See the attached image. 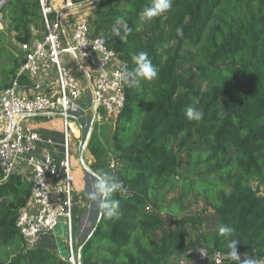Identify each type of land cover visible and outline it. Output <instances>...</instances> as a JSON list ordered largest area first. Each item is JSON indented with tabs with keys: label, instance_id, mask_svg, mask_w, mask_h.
I'll return each instance as SVG.
<instances>
[{
	"label": "trees",
	"instance_id": "1",
	"mask_svg": "<svg viewBox=\"0 0 264 264\" xmlns=\"http://www.w3.org/2000/svg\"><path fill=\"white\" fill-rule=\"evenodd\" d=\"M72 1L83 8L88 0ZM107 2L93 13L94 36L128 70L136 67L132 56L146 52L158 77L138 89L125 84L113 135L121 165L113 176L122 187L112 199L121 214H102L79 247L82 264H169L196 249L228 256L229 240L238 241V254L263 261L264 0H174L148 22L139 14L151 0H113L104 9ZM0 15L1 93L25 62L22 47L45 24L39 0H8ZM117 17L131 29L121 26L119 37L111 31ZM188 107L202 110L203 119L189 120ZM179 176L183 205L194 192L189 205L202 200L204 207L182 218L173 207L167 223L164 203ZM31 192L26 176L4 180L0 167V264H72L52 250L26 247L17 221ZM221 225L234 229L231 237L219 233Z\"/></svg>",
	"mask_w": 264,
	"mask_h": 264
},
{
	"label": "built area",
	"instance_id": "2",
	"mask_svg": "<svg viewBox=\"0 0 264 264\" xmlns=\"http://www.w3.org/2000/svg\"><path fill=\"white\" fill-rule=\"evenodd\" d=\"M7 1L0 0V13ZM39 3L45 24L43 37L33 38L22 47L25 62L12 86L0 93V167L4 180L19 173L32 186L30 201L17 221L28 249H35L44 236L54 233L61 224L68 227L70 236L73 234L77 178L72 148L82 144L79 137L74 141V129L78 130L74 117L86 111L82 99L88 96L87 103L96 114L95 125L105 117L118 116L126 103L125 84L116 75L125 64L101 38L91 34L88 11H82L84 7H77L72 0H66L59 8L54 0ZM74 16L77 19L71 21ZM77 62L92 77L97 101L91 87L88 93L72 71L70 65H78ZM21 78L29 84L20 85ZM24 86H31L36 94L29 98L21 95L19 90ZM56 116L63 124L61 155H56L52 140H44L29 123L39 117L51 121ZM41 145L44 148L39 152ZM118 166V161L111 164L112 169ZM186 255L188 260L181 259L180 264H236L221 252L196 249ZM238 255L243 264L245 255ZM71 259L75 260L73 248Z\"/></svg>",
	"mask_w": 264,
	"mask_h": 264
},
{
	"label": "rangeland",
	"instance_id": "3",
	"mask_svg": "<svg viewBox=\"0 0 264 264\" xmlns=\"http://www.w3.org/2000/svg\"><path fill=\"white\" fill-rule=\"evenodd\" d=\"M90 4H93L92 0L87 1V6ZM113 5V0H108V2L103 6L104 9H108ZM98 8V7H97ZM94 8L92 10H89L87 12L88 14V20L90 25V31L92 35H96V31L98 29V26L95 24V19L93 16V13L95 11ZM71 27L68 28V31L70 32ZM10 47L13 51H15L16 55L20 51L19 46L16 44V42L13 41L12 36L9 37ZM72 71L78 76L82 86L86 88V91L89 93L90 91V81L88 72L86 69H82L81 66L71 64ZM88 97V96H85ZM82 99V104H86V111L83 114L78 115V117H74L76 121V125L78 127L74 129L76 131V135L79 136L80 141H82V144H80L78 147L76 146L73 151L72 156V164L75 166V173L77 177V183H80L84 188V200L82 201V206L79 208L74 207V229L73 234L70 236L68 227L65 224H61L59 226V229L56 230L54 233L46 235L48 239L53 238L55 240L54 243H43L40 242L36 246V248H50L52 251L56 252V254H59L65 259H68L72 264L76 262V256L75 260L72 261L71 259V248H73L74 252L77 253V249L82 246L84 242L87 240V236L92 233L91 231L94 229L96 224V216L98 213V207L96 206V203L88 199V193L93 190L94 185V178L92 176V172L96 170L103 169L104 171L108 172L111 175H115V173L118 171V169L121 167L118 166L117 169H112L111 164L112 162H117L118 159L115 156V153L112 149H107L106 147L97 146L99 139L98 135L96 134L97 130L105 129L106 126L113 125V123L117 121L118 116L114 117H105L101 124L95 125L94 130L91 134V138L88 144V147L86 151L84 152V155H82L83 152V145L85 142V138L87 136L88 127L90 125V120L93 118L94 112L92 111L90 104L87 103V98ZM109 124V125H108ZM100 125V127H99ZM96 131V132H95ZM100 147V148H99ZM96 160V163H95ZM120 163V162H119ZM185 180H183L182 176H179L176 179V188L170 192L166 196V201L164 203L167 212L164 213L165 221L167 222L171 212L170 209L175 207L174 211H179L178 217L182 218L186 213H195L201 210L204 207V203L201 200L199 202V205L191 206L190 201L192 200V197L194 195H197V193H194L190 196V199L186 200L184 205L182 200H180V195L184 188ZM189 186V185H188ZM254 186L257 188L259 186L258 183H254ZM260 191L264 193V185L260 187ZM75 195V193H74ZM184 207H188V210L186 211ZM213 213L212 211H209L208 214ZM168 223V222H167ZM94 226V227H93ZM72 237V239H71ZM48 247V248H47ZM7 254L4 253V259L6 258ZM251 258V257H247ZM246 256L244 257V260L247 259ZM182 260H188V255H184L182 257H174L170 260L169 264H180V261ZM253 259V258H252ZM243 260V261H244ZM261 264H264V260L261 261Z\"/></svg>",
	"mask_w": 264,
	"mask_h": 264
},
{
	"label": "clouds",
	"instance_id": "4",
	"mask_svg": "<svg viewBox=\"0 0 264 264\" xmlns=\"http://www.w3.org/2000/svg\"><path fill=\"white\" fill-rule=\"evenodd\" d=\"M173 2L174 0H151L150 5L141 10L139 14L140 21L148 22L168 12ZM121 26L131 31L126 23V19L124 17H117L111 29L114 36L119 37L121 35ZM177 35H182L181 28L177 29ZM132 61L136 66L134 69L128 70L125 67L124 70L116 74L128 87L138 89L142 81H153L158 77V69L153 65L146 52L134 54ZM186 116L189 120L200 121L203 119L204 113L200 109L188 107L186 109ZM92 176L94 178V185L93 190L88 193V199L96 203V206L103 215L107 217L119 216L121 214L119 211L120 202L112 199V196L121 189V184L113 175L103 169L93 171ZM219 233L227 239L232 236L234 229L228 225H221ZM237 243L238 241L236 240H229L227 255L236 264H242L237 252ZM243 264H261V261L247 258L243 261Z\"/></svg>",
	"mask_w": 264,
	"mask_h": 264
},
{
	"label": "crops",
	"instance_id": "5",
	"mask_svg": "<svg viewBox=\"0 0 264 264\" xmlns=\"http://www.w3.org/2000/svg\"><path fill=\"white\" fill-rule=\"evenodd\" d=\"M65 1L66 0H54V3H55V6L57 8H59L60 6H62L65 3ZM76 19H77V16H74V17H72L71 21H75ZM71 26H72V23L69 25V27H71ZM4 27H5V23L0 18V29H4ZM41 37H43V30L35 31L34 39H41ZM77 63H78V66L81 65L79 62H77ZM81 68L87 70V68L84 65L81 66ZM89 81H90V77H89ZM27 84H29V83H27ZM53 87H55V86H53ZM19 92L21 95L28 97V98L32 97L36 94V92L33 90V88H31V86L21 87ZM29 123H30L31 128H33V130L37 131L44 140L45 139L52 140V142L54 143L53 149H55L56 155H61V153L63 151L62 144H63L64 134H63V124L61 122L60 117L56 116L51 121H47L44 118L39 117L36 119H32L31 121H29ZM99 127H100V125H99ZM115 127H116V124L114 122L113 125L106 126L105 129H103V131L102 130H97V132L95 131L96 134L98 135V139H99L97 146L103 145L102 147H106L107 149H112L114 152L113 135L115 132ZM77 137H79V136H77L75 134V136H74L75 142H77V140H76ZM43 148H44V145H41L39 148V152H41L43 150ZM95 163H96V160H95ZM74 188H75V203L79 204V205H76V207L79 208L80 206H82L81 204H82V201L84 200L83 195H84L85 188L80 183H77V181H76ZM87 237H89V236H87ZM41 242L46 243V244H49V243L52 244L55 242V240L53 238L48 239L46 236H44L42 238ZM48 249L51 250L50 248H48ZM52 252H54V251H52ZM54 253H56V252H54ZM78 253H79V251H78ZM57 255H59V254H57ZM60 257H62V256H60Z\"/></svg>",
	"mask_w": 264,
	"mask_h": 264
},
{
	"label": "water",
	"instance_id": "6",
	"mask_svg": "<svg viewBox=\"0 0 264 264\" xmlns=\"http://www.w3.org/2000/svg\"><path fill=\"white\" fill-rule=\"evenodd\" d=\"M103 0H94L93 4L92 5H89V6H85L82 11H89V10H92L94 8H97L99 7L101 4H102ZM67 39V43L68 45H70V41L69 39L66 37ZM90 77V87H91V90H92V93L94 95V99L95 101H97V97H96V91H95V86H94V83H93V80H92V77ZM95 120H96V114L94 115V117L90 120V125L88 127V131H87V136L85 138V142H84V145H83V152H82V155H84V152L86 151L87 147H88V144H89V141H90V138H91V134L94 130V126H95ZM101 218H102V213L100 212V210L98 209V213H97V216H96V224L95 226H98V224L100 223L101 221ZM92 235V233H91ZM91 235L88 237V239L86 240V242L89 240V238L91 237ZM85 242V243H86ZM76 264H82L81 262V249L79 250V253H78V259H77V263Z\"/></svg>",
	"mask_w": 264,
	"mask_h": 264
},
{
	"label": "bare ground",
	"instance_id": "7",
	"mask_svg": "<svg viewBox=\"0 0 264 264\" xmlns=\"http://www.w3.org/2000/svg\"><path fill=\"white\" fill-rule=\"evenodd\" d=\"M90 5H92V4H90Z\"/></svg>",
	"mask_w": 264,
	"mask_h": 264
}]
</instances>
